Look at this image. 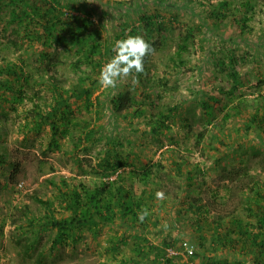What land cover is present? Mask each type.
<instances>
[{
  "label": "trees",
  "instance_id": "trees-1",
  "mask_svg": "<svg viewBox=\"0 0 264 264\" xmlns=\"http://www.w3.org/2000/svg\"><path fill=\"white\" fill-rule=\"evenodd\" d=\"M96 1L0 0V23L3 20L2 13L7 11L8 21L4 28L8 30L14 27L9 38L13 48L34 46L39 51V60L44 61L53 57V54L48 52L49 48L66 44L74 50L73 56H99L94 69H99L101 59L112 56L115 40L138 34L154 46V32L167 29V22L157 18L162 17L160 9H164V12L171 11L168 2L158 1L159 8L154 15L146 14L143 7L140 11L137 4L132 9L130 6L124 8L125 12L130 11V15L119 14L124 15L126 24L120 22L121 29L115 33L110 47L108 44L103 45L101 33L87 29L97 6ZM183 2L185 0H181L180 6H184ZM64 6L69 7L71 11L80 12L70 15L72 21L64 19L60 11ZM251 6L249 2L240 5L236 21L242 28L249 19L247 14ZM218 8L213 15L223 16L222 10L228 9L229 3L223 0ZM190 36L191 34H187L186 38ZM186 44L187 40H184L180 47H185ZM177 55L180 56L179 50ZM178 59L176 64L182 62ZM147 60L148 56L144 58L145 63ZM236 71H232L230 67V73L235 76L236 81L233 89L243 84ZM143 74H138L139 81ZM89 79L88 75L81 76L76 85L77 91L64 88L61 81L51 75L50 100L29 99L25 89L33 81V74L26 71L23 63L0 58V116L7 117L9 109L17 110L19 105L31 103L18 131L24 136L38 135L48 127L51 134L48 147L52 149L60 148V135H67L75 128L76 139L71 152L78 165H82V153L91 151L95 143L105 138L96 166L101 168L102 174L107 178L116 175L114 179L109 180L102 177L95 184H76L69 182L65 177L51 176L47 181L55 189L53 194L46 195L39 190H32L29 196L38 203L40 212L34 213L28 206L18 208L25 221L24 226L29 229L26 241L21 240L24 255L29 257L38 251V257H62L66 247L76 248L87 236L96 241L106 228H110L115 231L113 236H110L111 244L105 247L107 254L116 256L121 245L133 240L132 253L121 258L118 264H180L175 259L183 257V243L187 240L194 244L196 251L188 256L185 264H264V178L256 177L246 165L221 168L226 174L225 178L230 181L244 175L243 173L250 177L249 181L238 186L237 190L243 197L242 210H239L240 206L229 198L233 194L232 187L226 188L229 194L224 196L223 202L215 200L219 189L211 194L209 200L203 201L199 193L202 184L198 181V176L204 175L203 168L198 165L188 167L186 159L171 157L170 162L173 163L174 170L171 167L166 169L160 159L142 163L138 154L137 161H130L127 155L134 150L123 152V142L114 135L115 132L121 135L125 133L120 126V119L129 121L131 118L142 117L146 126L141 131V136L145 134L157 139L171 129L176 119L186 120L183 117L186 104L181 102L166 105L167 111L164 109L151 114L138 105L135 95L126 87L117 86L115 89L103 90L105 96L98 93L95 98L96 112L99 116L103 114L102 118L107 115L109 119H113L115 125L112 130L106 131L104 124L99 122L101 118L96 124H81L72 120L69 115L73 112L70 108L71 99L74 97L85 98L87 105L94 104L91 100L92 92L94 87L99 89L100 85L97 84L98 80L88 81ZM128 80L125 83L127 87L132 85L131 77ZM87 82L90 83L87 85ZM132 86L141 93L150 94L147 88ZM246 101L242 99L232 103L230 96L229 101L221 105L218 104L221 102L220 98L215 94H203L196 102L202 109L207 124L218 129L214 134L216 142L212 146V150L216 152L215 165H219L223 160L228 164L236 161L239 149L248 148V143L249 147L258 141L264 143V96L251 110ZM104 110L108 112L101 113ZM240 115L242 118L238 122L232 120ZM128 123V130L131 131L134 123ZM186 125L190 126L189 122ZM1 129L0 127V138L3 137ZM105 132L108 135H104ZM198 143H201L200 140ZM202 146L206 147L203 143ZM135 153H138L137 150ZM10 157L6 146L0 143V173L5 175L7 181L15 179L16 170L20 167V163ZM8 165H12L14 170L7 172L5 168ZM126 167H132L127 174L126 171L120 170ZM173 183L175 185L170 190ZM4 185H7L6 181ZM157 190L164 192V200L156 199ZM171 192L172 196L169 194ZM168 201L171 205H168ZM142 208H147L150 214L140 222L137 213ZM251 216L255 217V222L248 220ZM169 221H176L181 227L170 229L167 227ZM20 225L18 224V228H24ZM45 236L50 242L48 247L43 248L42 241ZM169 248L176 249L179 253L168 256Z\"/></svg>",
  "mask_w": 264,
  "mask_h": 264
},
{
  "label": "rangeland",
  "instance_id": "rangeland-1",
  "mask_svg": "<svg viewBox=\"0 0 264 264\" xmlns=\"http://www.w3.org/2000/svg\"><path fill=\"white\" fill-rule=\"evenodd\" d=\"M158 1L160 0H97L95 2L97 6L91 16L93 21H90L87 29L99 31L102 44H108L110 47L115 33L121 29L120 22L123 25L126 24L124 15L120 16L119 14L130 15V11L125 12V7L130 6L132 9L138 4L140 11L143 7L146 9L144 10L146 14L154 15L159 8ZM222 1L185 0L184 6H180L181 0H162L163 3L168 2L171 11L164 12V9H160L162 17L156 18L159 21H166L167 29L163 32L159 30L154 32L152 38L154 52L148 55L147 63L144 61V74L141 81L138 80L139 82L136 84L137 87L147 88L150 94L141 93L139 89L132 86V83L127 87L125 83L130 77L126 81L118 82L117 86L128 88L135 95L138 105L151 114L164 111L166 105L185 103L184 106L187 108L183 117L186 120L176 119L170 130L160 138L154 139L150 135L141 136V131L146 126L145 119L142 117L131 118L129 121L120 119V126L123 127L125 133L121 135L115 132L114 135L123 142V152L134 150L130 154L125 153L128 154L130 161H137L136 154H138L142 163L160 159L166 169L171 167L174 170L173 163L170 162L171 157L186 159L188 167L198 165L203 168L204 172V175L198 176V181L202 184L199 193L203 197V201L209 200L211 194L219 189L215 200L223 202L224 196L229 194L226 188L232 187L234 188L232 189L233 194L229 198L240 206L239 210H242L241 200L243 197L237 189L240 184L249 181L250 177L242 172L244 175L230 181L225 178L226 174L221 168L223 166L232 168L246 165L256 177L264 178V143L258 141L252 147H249L248 143V148L239 149L236 161L228 164L223 160L219 165H215L214 154L216 152L212 150V146L216 142L214 134L216 131L218 132V129L207 124L203 111L196 102L203 97V94H215L221 101L218 104L223 105L229 101L231 96L232 103L246 99L251 110L262 101L264 96V0H226L229 3V8L222 10L223 16L216 17L213 13L217 12L218 5ZM245 2L251 3L252 6L247 14L249 19L245 27L242 28L236 18L240 5ZM60 11L64 12V14L61 13L62 18L71 21L70 15L80 12L71 11L66 6L61 7ZM225 14L227 15L225 16ZM2 15L0 58L4 57L23 63L26 71L33 74V81L25 89L29 99L50 100L51 75L60 80L64 88L78 91L76 86L79 82L78 79L88 75L90 77L88 81L98 80L101 67L111 58V56L104 57L101 59L102 63L99 69H94L99 56L88 58L82 55L73 56L74 50L68 45L62 44L56 48L48 49V52L53 54L51 60L41 61L38 56L39 51L34 46L13 48L9 38L11 37L10 31L14 27L6 30L4 27L8 21L7 11H4ZM127 16L126 19H128ZM128 20L130 21V19ZM191 28H194L193 31H190ZM187 34H191V36L186 38ZM184 40H187V44L181 48L180 44ZM178 50L180 56L177 55ZM178 58L182 62L176 64ZM76 62L79 66L76 65ZM230 67L232 71L237 70L236 75L243 82L235 89H233L236 82L235 76L230 73ZM97 84L99 83L97 82ZM99 87V89L94 87L92 92L91 100L94 101L92 106L86 104L85 98H72L70 110L73 112L69 115L72 120L81 124H85V122L96 124V121L98 123V119L101 118L99 122L104 124L105 130H112L115 126L113 119H109L107 115L102 118L103 114L99 116L96 112L97 106H95V98L98 93L103 95L106 90L112 88ZM103 90L105 91L102 93ZM30 106L31 103L19 105L17 110L9 109L7 117L0 116L1 133H3L0 143L8 149L10 159L20 163L14 180L7 181L5 175L0 173V264H103L106 262L118 264L121 258L132 253L133 240L128 244L121 245L120 252L116 256L107 254L105 247L111 244L110 236H113L115 231L110 228H106L96 241L87 236L80 241L76 248L66 247L62 257L54 255L52 258L43 255L38 257V251L29 257L24 255L21 240L26 241L29 229L28 226H24L25 221L18 208L28 206L32 212H40L38 203L29 196L32 190H39L46 195L53 194L55 189L47 181V178L51 176L65 177L69 182L76 184L80 182L95 184L105 177L101 168L96 166L105 138L101 142L95 143L91 151H84L82 165H78L71 152L76 139L75 128L69 134L59 136L61 145L59 149L48 147L51 137L48 127L38 135L24 136L18 131ZM165 110L167 111V109ZM105 112L108 111L104 110L101 113ZM241 118V115L235 116L232 120L238 122ZM128 122L134 123L131 131L128 130V125H130ZM188 122L190 126L186 125ZM202 133L204 134L201 136ZM105 134L108 135L106 132ZM211 135H213L212 138ZM198 140L201 143H198ZM202 143L206 146L205 148ZM135 150L138 153H135ZM131 168L126 167L120 170L121 172L126 171L125 174H127ZM5 169L7 172L14 170L12 165L6 166ZM115 176L105 178L109 180L114 179ZM5 181L7 185H4ZM174 185L175 183L172 184L170 190ZM169 194L173 195L172 192ZM169 204L171 205L170 201H168ZM248 220L255 222V217L251 216ZM17 223L24 228H18ZM167 224L170 229L181 227L176 221H169ZM43 239L42 247L46 248L50 241L47 236ZM154 240L156 241L155 238ZM39 259L43 261L40 262ZM175 261L185 264L188 257L183 255L182 258H177Z\"/></svg>",
  "mask_w": 264,
  "mask_h": 264
},
{
  "label": "clouds",
  "instance_id": "clouds-1",
  "mask_svg": "<svg viewBox=\"0 0 264 264\" xmlns=\"http://www.w3.org/2000/svg\"><path fill=\"white\" fill-rule=\"evenodd\" d=\"M112 52L113 55L101 67L97 77L99 85L104 89H115L118 82L126 81L129 77L133 85L138 84V74L144 73V58L154 52V48L143 36L137 34L115 40ZM155 195L157 200L165 199L161 190H157ZM149 214L147 208H142L137 213L138 219L143 222Z\"/></svg>",
  "mask_w": 264,
  "mask_h": 264
},
{
  "label": "built area",
  "instance_id": "built-area-1",
  "mask_svg": "<svg viewBox=\"0 0 264 264\" xmlns=\"http://www.w3.org/2000/svg\"><path fill=\"white\" fill-rule=\"evenodd\" d=\"M183 246H184V250L181 253L184 254V256H186V257H188L190 255H193L195 253V251H196L194 244L189 242V241H185L183 243ZM178 253H179V251H177L176 249H173V248H169L167 250V255L168 256L177 255Z\"/></svg>",
  "mask_w": 264,
  "mask_h": 264
}]
</instances>
